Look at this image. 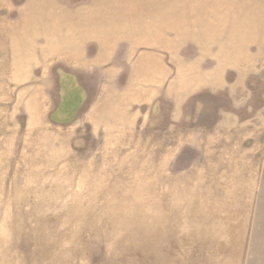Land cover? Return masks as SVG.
I'll return each mask as SVG.
<instances>
[{"label": "rangeland", "instance_id": "rangeland-1", "mask_svg": "<svg viewBox=\"0 0 264 264\" xmlns=\"http://www.w3.org/2000/svg\"><path fill=\"white\" fill-rule=\"evenodd\" d=\"M0 264H264V0H0Z\"/></svg>", "mask_w": 264, "mask_h": 264}]
</instances>
